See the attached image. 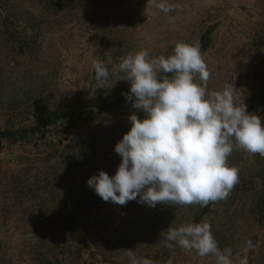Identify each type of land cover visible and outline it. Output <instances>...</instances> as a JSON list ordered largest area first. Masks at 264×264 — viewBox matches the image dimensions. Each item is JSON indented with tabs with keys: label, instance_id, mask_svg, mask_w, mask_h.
Masks as SVG:
<instances>
[{
	"label": "rangeland",
	"instance_id": "obj_1",
	"mask_svg": "<svg viewBox=\"0 0 264 264\" xmlns=\"http://www.w3.org/2000/svg\"><path fill=\"white\" fill-rule=\"evenodd\" d=\"M167 2L179 7L165 14L148 0H1L10 20L0 19V127L29 125L39 111L77 100L89 103L100 89L119 97L130 88L116 70L122 58L144 49L150 57H167L178 42L201 45L209 30L212 44L202 53L209 90L234 84L236 103L264 121V0ZM25 21L33 31L21 53L6 27ZM97 59L109 70L103 86L92 68ZM138 111L129 108L120 122L90 112L84 124L93 126L82 136L93 154L82 167L74 160L78 143L64 165L54 147L40 153L33 145L6 146L0 154V264H129L125 249L154 264H217L211 255L165 247L167 229L189 222H208L233 264H264V213L255 207L264 192V159L243 150L228 160L239 169V182L212 206L150 207L139 197L125 205L104 201L101 210L91 206L88 219L72 224L71 208L94 191L89 178L101 170L114 176L121 162L106 130L128 129Z\"/></svg>",
	"mask_w": 264,
	"mask_h": 264
},
{
	"label": "clouds",
	"instance_id": "obj_2",
	"mask_svg": "<svg viewBox=\"0 0 264 264\" xmlns=\"http://www.w3.org/2000/svg\"><path fill=\"white\" fill-rule=\"evenodd\" d=\"M148 2L165 14L179 7L167 0ZM92 68L103 86L108 68L98 59ZM116 70L125 74L120 80L130 82L126 99L144 118L129 116L130 130L115 145L121 157L115 175L101 170L87 181L103 201L125 205L139 197L138 203L150 207H206L226 199L239 182V169L228 163L234 151L264 159V121L236 103L234 84L209 90L211 73L198 42H178L167 57L140 50L122 58ZM164 240L169 249L178 246L200 257L214 256L217 264H233L231 250L220 249L208 222L169 227ZM125 256L129 264H154L132 249H125Z\"/></svg>",
	"mask_w": 264,
	"mask_h": 264
},
{
	"label": "trees",
	"instance_id": "obj_3",
	"mask_svg": "<svg viewBox=\"0 0 264 264\" xmlns=\"http://www.w3.org/2000/svg\"><path fill=\"white\" fill-rule=\"evenodd\" d=\"M0 19L3 21L10 20L9 17L4 16L1 8ZM12 24L13 23H10L9 25ZM6 31L13 39L17 37V43L21 45L20 51L21 53H25V48L22 47V45L27 43L33 31L29 22H23L21 27L7 26ZM211 44L212 30H209L201 39V45H199L201 53L207 51L211 47ZM129 92L130 88H128L123 95L118 97L117 95H112L108 90L100 89L95 93L89 103L83 100H77L70 105L39 111L36 113L33 123L29 125H5L4 127H0V154L4 152L6 146H20L26 148L33 145V147L35 146L37 148V152L40 153L41 150L54 147L55 150L59 152L57 162L64 165L66 162L64 161L66 152L72 151L76 148L74 147V143H78V149H76L74 154V160L77 161L76 164L78 166L82 167L87 164L88 156L93 154L88 140L85 139V136H82L86 128L90 127L88 129V132H90L91 126H93L89 125L86 127L84 124L86 121L85 117L91 112L94 113L96 117H112L120 122L123 114L129 108L134 109L132 107V102L126 99V94ZM138 112L139 118L143 119V111ZM112 125L113 124H111V126ZM130 127L131 124L128 129L114 130L109 127L111 130H106L105 137L109 139L110 144H113L112 146H114V149L116 143L130 130ZM12 159L16 162L20 160V158L16 156L12 157ZM255 201V207L259 212L264 213V192L258 195ZM103 203L104 201L96 194L95 190L87 195L82 194L81 198L77 200L76 204L73 205L70 210V221L75 225L83 218V215L88 219L90 214L88 209H90L91 206L102 209ZM214 203L215 202L209 203L207 206H212Z\"/></svg>",
	"mask_w": 264,
	"mask_h": 264
}]
</instances>
